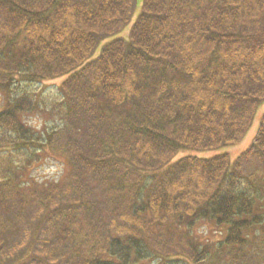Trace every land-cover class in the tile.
<instances>
[{
	"label": "trees",
	"instance_id": "16d2710c",
	"mask_svg": "<svg viewBox=\"0 0 264 264\" xmlns=\"http://www.w3.org/2000/svg\"><path fill=\"white\" fill-rule=\"evenodd\" d=\"M135 1L0 0V264L264 258V115L234 161L197 154L239 144L264 103V0H144L92 59ZM44 153L62 181L28 179ZM200 221L222 238L200 244Z\"/></svg>",
	"mask_w": 264,
	"mask_h": 264
},
{
	"label": "rangeland",
	"instance_id": "374dc122",
	"mask_svg": "<svg viewBox=\"0 0 264 264\" xmlns=\"http://www.w3.org/2000/svg\"><path fill=\"white\" fill-rule=\"evenodd\" d=\"M143 2L144 0H136L135 1V10L133 12V15L131 17V20L129 22V24L118 34L113 35L111 37H108L107 39H105L104 41H102L98 48L95 51V54L93 55L92 59H95L96 57H98L102 51V49L110 42L116 40V39H124L125 41H129L130 36H131V32H132V28L134 26V24L136 23L137 19L139 18L141 12H142V8H143ZM65 79V77H64ZM64 79H60V80H55V81H49L44 83L42 86L44 87L46 94L48 95V98H53L56 97L57 95V88L60 86L61 82L64 81ZM4 103H5V98L3 96L0 95V110L4 107ZM264 115V103H262L256 112L253 124L249 130V132L247 133V135L245 136V138L237 145L228 147V148H224L226 149L225 151L223 149L218 150V151H214V152H208V153H197L200 154L201 156H206V157H210V156H214L216 154H221L223 152H227L229 154V156L231 157L232 161H234L235 159H237L241 154H243L246 150L249 149V147L255 142L257 135H258V130H259V126H260V122L261 119ZM26 122L33 127L34 129H36L37 131H42L46 128V126H50L51 124H53V121H51L49 118H47V115L44 116H28L26 117ZM184 155V153H181L175 160H178L179 158H181ZM69 171V167L68 165L64 162L63 159H60L59 157H55V156H51L47 153L43 154L42 159L34 165V167L31 169L30 173H28L27 177L30 181H35L37 183H44V182H49V183H56V182H60L64 179V177L67 175ZM27 179V178H26ZM28 181V180H26ZM33 186V184H32ZM264 215V214H263ZM170 222H168L169 224ZM170 231V230H168ZM180 231L178 230L176 232H174V234L177 233L176 238L174 239V241H176V243L178 244L179 241H177L178 238H180ZM264 232V230H262ZM260 230L257 231V233H259ZM184 233V231H183ZM192 235L194 238H196V240L200 243V244H205V243H210V244H214L217 243L223 235V229L221 227H216L214 224L212 223H206V222H196L193 226V231H191ZM41 237L40 239L45 238L44 233H41ZM180 236V237H179ZM167 241H163L165 243H168V241L170 239H172V235L166 233L165 236ZM41 241H44L41 240ZM258 241V239L256 240ZM170 242V241H169ZM163 243V244H165ZM172 245L169 246V248ZM166 249L169 251H173V248L170 249ZM181 248H183L181 246ZM263 248V247H262ZM264 249V248H263ZM262 255H264V252L261 254V258L263 257ZM140 264H156V262H143ZM173 264V263H172ZM178 264V263H177ZM258 264H264V258L261 259V262Z\"/></svg>",
	"mask_w": 264,
	"mask_h": 264
}]
</instances>
